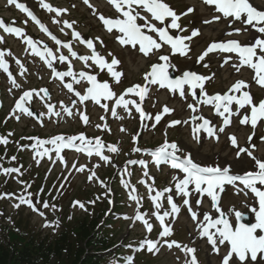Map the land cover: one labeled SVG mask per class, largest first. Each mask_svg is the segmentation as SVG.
Here are the masks:
<instances>
[{"label":"snow or ice","instance_id":"snow-or-ice-1","mask_svg":"<svg viewBox=\"0 0 264 264\" xmlns=\"http://www.w3.org/2000/svg\"><path fill=\"white\" fill-rule=\"evenodd\" d=\"M42 6L47 9L49 12H56L57 15H60L63 11L53 8L51 5L43 3V0H40ZM87 4L88 0H84ZM9 5H15L20 10L27 13V15L35 22L39 23L36 16L24 5L17 3V0H7ZM109 3L115 6V9L120 13V17L117 18H105L103 15L99 19L103 22L109 32L113 28L118 30V35L116 37L117 41L121 46H131L133 49H136L139 53L143 54L144 57H149L150 55H158V62L153 63L150 66V71L144 74L143 85L135 84L124 90L123 93L117 94L113 87L118 85L121 82V77L123 73L116 70L121 62L115 57L112 53L108 55L112 57L109 62L105 57L96 52L93 41L83 40L79 33H74L76 39L82 40L83 43L87 45L88 49H91V55H81L78 58L85 61L86 63L91 60L101 72L105 69L111 77L113 84L110 85L108 81L100 82L97 79L98 74H88L84 71L75 73L71 70L58 71L52 66L53 60H59L63 63L67 57L63 54L55 56L53 51L50 48L46 47L45 51L37 52L35 49L36 42L28 37L25 40L30 47H33V54H37L41 57L42 60H45L48 67L55 73L61 81H64L65 77H71L75 80L76 84H80L81 80H86L90 85L86 88V94H81L80 91L74 89L73 83L66 82L64 87L68 92L74 93L77 100H73V107L77 103H82L85 101H92L100 108H102L106 113H110L112 117L123 119L124 117L119 116L116 109L122 108L129 115L132 114L134 106L135 112L139 113L140 120H152L154 119L155 124H158L162 118V114H156L154 117L151 114L146 113L140 104H138L134 99L128 98L131 95L139 96L140 100L145 99V95L148 90L149 85H158L160 89H169L172 93L179 92L181 98H185V86H187L188 94L191 95L193 102L188 103L187 107L192 109L193 112L198 110L199 104L203 103L204 105H211L214 108L215 114L223 118V126L212 127L211 121L204 118L203 116H191V121L193 122L192 133L193 137L196 138V134L203 129L207 132L209 137L216 136L217 131L219 133L225 132V128L230 126L232 123L233 116H241L240 109H244L246 106L249 108V112L244 113L239 123L241 125H251L252 129L255 130L257 125L264 121V99L260 100L258 103H254L253 96L249 89L250 85L245 80L236 81L232 87L225 94H213L209 95L205 91V83L214 77V73L211 77L197 74L196 72L186 70L181 76L177 79H172L169 76V68L172 66L170 64V54L175 55L179 53L182 56H187L190 51V45L186 41H192L194 37L200 35V30L198 28L192 29L190 35L183 36L177 35L173 36L169 34V29H179L181 33L188 31L187 28L182 27L178 21L181 19L182 15H188L193 12L195 9L189 7L184 13L178 15L176 11L173 10L164 0H109ZM205 5H214V11L219 15H214L210 20H204L203 23L210 24L217 21H220L222 18L227 20L231 18L234 21L241 22V28H232L231 22H229V31L225 33L226 36L238 35L242 31H248L247 26H252L257 32L264 34V10H260L257 7L253 6L250 0H203ZM135 6V7H134ZM91 7V5H90ZM167 18H171L170 22L166 25L165 21ZM156 22H159L158 24ZM68 27H71V24H68ZM0 28H3L4 32L9 34H15L16 36H24V32L21 28L13 27L10 24H5L0 20ZM41 28L44 31L47 29ZM157 38H154V35ZM51 35V33H49ZM2 39V38H0ZM52 39L56 42L57 45H62L65 48H68L69 52L73 57L77 56L76 52L71 50L70 44H62L55 36H52ZM98 39V38H97ZM159 40V42H158ZM101 43H103L101 41ZM137 45L139 46L137 48ZM164 45L170 46V54L160 52V49ZM218 50L224 53H235L239 59L238 64H233L232 67L236 69L237 72L244 66L252 69L254 71L253 80L257 85L264 89V38H254L253 42L249 44H242L237 40H228L213 42L210 46L197 58V62L204 61L205 57L213 52ZM3 52H0V68L7 73L8 64L3 60ZM51 57L52 59H48ZM232 57H226L221 64V67L224 66ZM163 61L165 63H160ZM19 63V61H17ZM91 67V65H88ZM205 67L209 65L204 64ZM21 67H23L21 65ZM9 75H11L9 73ZM78 77V78H77ZM13 83L15 81L13 80ZM19 87V85H17ZM196 89H200L203 99L197 98ZM40 91L44 92L45 96H48L50 99V94L46 89H41ZM235 93H240L239 96ZM32 91H25L23 95L19 97V101L16 103L15 108L19 113L27 114L29 117H36L38 120H41L45 113H36L32 111L29 107L25 105L28 103L29 99L32 98ZM39 95V93H37ZM111 101V107L108 103H101V101ZM62 103V102H61ZM237 105L235 111L232 110V105ZM55 105L48 104L47 112L49 115L54 114L59 117L60 112H54L53 109ZM64 111L68 115H73L72 108L64 107ZM173 111L167 106L163 108V113H170ZM227 114V115H225ZM16 119L19 120L20 116H16ZM102 120L106 117H101ZM202 120L203 123L195 124V121ZM83 121L85 124L88 123V117L83 116ZM188 124V121L173 120L170 122V127L180 124ZM153 125V127L155 126ZM99 127V125H97ZM125 131V129H121ZM255 135L253 131L252 135L249 136V147L238 146L237 138L235 135L229 137L230 143L233 147L237 148L236 158L239 159L243 153H247L249 157L255 162L254 168L256 170H248L243 175L233 173L230 165H215L208 166L202 165L201 163L196 162L191 153H186L183 156L177 155L178 152L183 150L178 147L175 142L169 143L167 140L159 146L156 150L146 153L153 158V162L157 167L161 164L170 165L172 169H178L183 173V179L179 177H174L175 179V191L176 194L182 196L184 205L187 206V210L191 215L193 221H197L198 216L200 215L197 211L192 209V206L189 201L194 193H199L200 196L196 199L197 208L200 206L203 196L206 195L210 198L214 210L219 213V218H213L211 213L205 212L203 214V219L198 223L197 228L201 234V237H206L207 242L212 246L213 252L218 253L220 251V246L224 245L225 242L230 245L227 253L222 257L221 264H264V159L258 158L250 150L256 146L251 143L252 136ZM219 137L217 136V139ZM26 139H31L35 141V154L37 157L48 156L49 153L55 152L59 157V154L63 149L66 148H75L77 151L84 152L86 151L88 156L91 157L93 153L99 157L100 162L102 163H111L110 157L104 154V143L96 138L95 141L87 139L83 133L79 135L65 137L64 135H56L50 139H40L35 137H30ZM261 140L264 141V137H261ZM80 143L77 144L76 142ZM7 143V140L3 141ZM45 145H51V147H44ZM28 147H32L29 145ZM107 151L110 153H118V148L115 146L109 145ZM136 151H141L137 148ZM13 160L16 157H12ZM129 164H140L147 167V163L144 160H130ZM100 164L94 165V167H99ZM75 168L76 165L73 164ZM78 171H83V166H81ZM5 174L18 173L20 172L19 168H7L3 169ZM145 176H148L147 171L144 172ZM92 176H95V172L92 173ZM91 179V177H90ZM154 182V180H153ZM21 183H24L21 181ZM243 185L242 188L238 187ZM225 185H232L233 188L237 189V192H243L247 197L249 191L253 194L256 201L258 202V209L250 205H245L251 208V211L255 213V223L251 226L248 224L242 223L244 219V214L239 210H236L234 207L229 209L228 212H225L220 207V193L224 191ZM259 185V187H258ZM127 187V184L124 185ZM190 186H194L190 191ZM149 191L153 189L151 185H148ZM219 190V191H218ZM247 190V191H246ZM42 191V189H41ZM110 191V190H109ZM135 191V189H133ZM164 192H172V188H165L164 191H156V195L152 197V202L155 208L153 215L160 222L162 226V231L160 233L159 239L153 241L151 239L145 238L140 242L139 247L134 248V251L146 250L148 252H153L154 249H157L158 243L163 240L165 244L168 245L169 249L173 245L180 248L187 254H191L190 259H186V264H198L197 257L195 253L197 249L189 246H181L179 242L164 240L165 237L170 235V227L165 226V220L169 217L177 216L181 209L174 201L172 195L167 197L168 204L170 205V211H164L163 214H160V209L162 207L161 200L164 196ZM5 196L11 195L9 193L3 194ZM130 198L136 200L139 204V198L129 194ZM32 193H27V195L20 196V203H26L28 206L32 207L34 211L39 212L40 210L33 204L31 200ZM99 199V197H97ZM95 201H92L94 203ZM111 203V200L109 201ZM38 203V201H37ZM79 204L80 208L85 209L83 203L75 201L73 206ZM20 205L17 204L16 207ZM44 208H48L49 204L44 202ZM53 209H56V206H52ZM43 215V213H40ZM146 213H140L137 211L135 216L136 221H142L147 231L150 233L152 231L153 225L149 223V220L145 218ZM230 215H234V221L229 219ZM127 219V217H124ZM71 219V217H69ZM51 226L50 224H45V227ZM56 226H59V221H56ZM214 229V231H210ZM131 247V246H129ZM259 256V261H258ZM133 257L127 258L125 264H132Z\"/></svg>","mask_w":264,"mask_h":264},{"label":"rangeland","instance_id":"rangeland-1","mask_svg":"<svg viewBox=\"0 0 264 264\" xmlns=\"http://www.w3.org/2000/svg\"><path fill=\"white\" fill-rule=\"evenodd\" d=\"M83 10L85 11V17L87 20L89 21H92V22H95L94 20V12H92L91 10L87 9V8H83ZM82 12V11H81ZM83 13V12H82ZM140 62L144 63L143 60L139 59ZM141 66H134L132 68V70H130V66L129 64L127 63L125 68L127 70V78H130L132 77L135 73H138L141 69H140ZM32 77L34 76V74H31ZM30 224L33 226L34 224H37V221L35 219H32L30 221Z\"/></svg>","mask_w":264,"mask_h":264},{"label":"trees","instance_id":"trees-1","mask_svg":"<svg viewBox=\"0 0 264 264\" xmlns=\"http://www.w3.org/2000/svg\"><path fill=\"white\" fill-rule=\"evenodd\" d=\"M4 262H5V259H4V258L2 259V258L0 257V264H5Z\"/></svg>","mask_w":264,"mask_h":264}]
</instances>
